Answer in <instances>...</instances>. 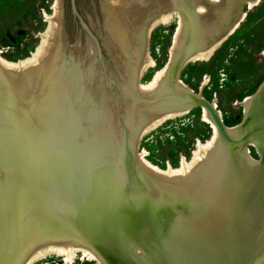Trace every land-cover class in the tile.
<instances>
[{"label": "rangeland", "instance_id": "rangeland-1", "mask_svg": "<svg viewBox=\"0 0 264 264\" xmlns=\"http://www.w3.org/2000/svg\"><path fill=\"white\" fill-rule=\"evenodd\" d=\"M54 2L55 0H0V57L4 61L16 63L31 57L41 43V34L47 29V17L53 13ZM236 3L239 4L238 1ZM103 5L104 0H60L62 38L66 42L67 55L70 59L78 55L71 51L78 39L81 42L80 52L91 46L94 50L93 65L103 80L102 83L112 76L119 77L118 61L105 41L110 40L114 44L129 42L126 35L124 37L118 33L119 27L115 24L106 29ZM178 5L185 10L189 19L199 16L192 5L187 6V0H178ZM236 23L234 32L221 43L209 60L189 62L178 72V77L194 91L208 77L209 84L202 95L207 101L216 99L218 109L229 127L241 122L244 115L241 102L254 94L264 81V0L242 2L234 17L219 29L217 37L223 36ZM176 26L177 19L173 18L168 25H160L152 30L149 52L155 66L142 74L139 78L141 84H149L169 61ZM117 35L121 37L120 41L115 37ZM189 35L190 32H186L174 61V71L194 46ZM117 44L119 47V43ZM121 52L123 63L128 66V69L121 72L125 74L129 70L134 76L138 65L136 51L129 48L125 54L123 50ZM64 75H68L66 78H71L76 83L77 75L72 67L66 68ZM4 79V73L0 71V83ZM110 88L109 94L113 100L125 104V112L121 116L127 114L130 133L136 132L145 118L149 117L148 113L141 117L142 120L136 117L135 111L143 102L154 104L145 111H154L166 108L172 98L179 99L178 96L170 95V90L166 88L150 92L146 101L134 93L133 86L127 88V91L122 89L123 95L116 81L110 83ZM6 92L2 93L0 89V115L5 117L0 118V264H12L13 256L18 252V243L29 234L33 236L45 228L77 238L70 225L72 212L87 224L88 213L92 212V224L97 225L101 219L100 214L105 213L108 224L118 229L111 241L114 244L111 251L114 264H162L161 260L156 259V254L159 259L163 257L170 261L169 259L174 258L175 249L188 252L189 235L195 236L193 241H196L198 253H201L196 255V261L192 264H237V260L222 253L230 249L233 242L224 240L217 233L222 222L227 224V232L242 229V237L235 244L239 250V264H257L264 257V219L255 227H250L239 223L231 210H218V206L222 207L232 193L228 192L237 176L241 179V184H244L241 190L244 193L260 181V164L250 162L243 153L246 146L254 160L261 159L255 147L249 144L254 142L261 145L260 134L252 124L246 131L250 132L249 135L246 132L240 133L243 137L247 135L244 142L229 144L222 140L215 154V158H220L214 171L218 175L217 183L201 178L198 183L190 182L187 186L163 184L144 174L135 165H132V171L126 172L120 155L124 151L123 129L116 117L117 111L110 103L111 96L110 99L104 98L106 104H109L106 116L104 115L109 128L108 155L104 154L103 147L99 148V142L96 144L98 124L93 121L94 118L91 120L85 114L81 115L83 126L80 131L85 133L89 143H83L82 153L76 127L67 118L66 105L63 112L67 124L62 128L64 132L67 130L71 132L69 135L72 134L74 158L63 164L56 158L53 167H49L44 158L16 157L24 144L15 120L20 114L14 107L9 108L11 103ZM76 99L79 109L85 111L87 106L91 107L84 103L81 96ZM62 100H65L64 97ZM200 116L201 109L196 105L188 115L169 120L146 133L140 140L139 147L149 154L147 158L155 166L162 169L168 166L178 168L181 157L186 160L192 158L197 141L204 143L211 137V130L201 122ZM55 121L54 116L53 124ZM69 135L67 134L68 137ZM222 182L226 184L223 185ZM94 192L96 194L92 196ZM139 194H148L146 200L136 202L128 199L137 198ZM122 201L126 205H121ZM252 213L256 214V211L252 210ZM130 225L132 227L126 229L121 227ZM137 233H141L143 239L141 244L135 245L132 238ZM206 233L207 236H213L208 241L205 240ZM235 238L236 235L231 234V239ZM137 247L144 251L142 258L134 253ZM36 264L68 263L62 257L52 255ZM72 264L94 263L77 258Z\"/></svg>", "mask_w": 264, "mask_h": 264}, {"label": "bare ground", "instance_id": "bare-ground-1", "mask_svg": "<svg viewBox=\"0 0 264 264\" xmlns=\"http://www.w3.org/2000/svg\"><path fill=\"white\" fill-rule=\"evenodd\" d=\"M236 1H240L239 4ZM246 1L190 0L188 3L187 0V6L192 5L196 12H199V16L189 19L185 14V10L178 5V0H104L103 9L106 29L109 26L111 28L115 24L119 27V30L117 29L118 33L122 34V36L126 35V39L129 42L122 43L119 35L115 36L120 41L117 42L119 47L117 43H111L110 40L105 41L106 46L118 61L119 77L112 76L109 80L104 79V83H102L103 80L93 65L94 50L91 46L80 52L81 42L78 39L71 51L80 55L72 59L67 55L66 42L62 38L60 0H55L53 13L47 17V29L41 34V43L31 57L16 63L6 62L0 57V71L5 76V81L0 83V89L2 93L7 91L6 95L9 103H11L9 108L14 107L20 114L16 116L15 120H17L24 144L23 149L16 157L44 158L49 167H53L56 158L60 164L74 158L71 145L72 134L69 135L71 132L66 130L68 137L64 132V128H62L67 124L63 112V108L66 105L67 118L71 119L74 128L76 127L75 131L82 153L83 143L85 141L87 144L89 143L85 133L80 131L81 126H83L81 115L84 116L85 114L91 120L94 118L93 121L98 124L99 131L95 132L96 144L99 142V148L103 147L104 154L108 155L109 128L104 118L109 109L107 108L109 104H106L104 98L111 96L109 94L110 83L116 81L120 85V89H118L122 92V95V89L126 90L133 86L134 93L145 101L150 92L165 90V88L170 90V95L179 97V99L172 98L164 109L161 108L154 111L149 109L145 111L147 107L154 106V104L151 105V102H143L136 109L135 114L138 119L142 120V116L146 113H148L149 117L145 118L146 120L139 126L136 133L131 134L130 137V142H133L131 143V153L134 165L150 178L163 184L187 186L190 182L198 183L201 178L217 183L218 175L214 171L215 165L220 158L219 160L215 158V154L223 140L222 132L226 133L230 143L239 142L243 136L237 131L238 124L232 127L226 125L222 113L216 104V99L207 101L203 97L202 93L209 84L208 77L199 85L198 90L194 91L192 87L178 77V72L182 66L189 62L207 61L211 58L221 43L234 32L237 23L218 38L219 29L224 27L234 17L241 3ZM173 18L177 19V26L172 36L169 61L161 71L156 73L149 84L143 85L139 82V78L145 71L155 66L149 52L150 34L157 26L168 25ZM188 31L194 46L178 69L174 71L175 58L178 56L179 49ZM129 48L136 51L138 56V65L135 68L134 76L129 70V73L128 71L125 74L121 72L128 69V66L123 63L121 51L123 50L125 54ZM68 67H72L73 72L77 75L76 83L71 78H66L68 75H64V70L68 69ZM120 91L118 92L120 93ZM77 96L78 98L81 96L84 99V103L91 105V107L87 106L85 111L84 109H79L75 103ZM62 97H64V101ZM253 98L254 94L241 102V105L246 118H248L247 113L251 112V116L259 123V126L262 125V130L259 132L261 145L258 146L254 142L249 144L255 147L263 160V168H261L260 172V181L246 193L244 191L241 192L239 186H241L242 181L239 176L236 177L235 184H231V186L227 184L230 186V192H234L233 195H237L234 198V203L232 201L228 203L230 197H227V201L224 203V210H231L235 219H238L239 214L243 215L241 212L249 214L252 210L258 209L264 213V89L257 99ZM111 99L110 103L114 105V109L117 111L116 117L124 130L126 126L129 127L127 114L126 116H121L125 112L123 108L125 104L122 105L121 102L113 100L112 96ZM195 104L201 109V122L205 123L211 130L210 139L204 143L197 141L192 158L186 160L181 157L180 165L176 169L170 166L162 169L152 164L147 158L149 154L139 147L142 137L169 120L188 115L196 106ZM54 116L56 117L55 124H53ZM0 118L5 117L0 115ZM243 153L250 162L260 164V161L254 160L249 155L250 151L246 146L243 148ZM222 183L223 185L226 184L225 182ZM185 190L190 193L187 189ZM147 195L139 194L137 198L128 197V199L141 202L146 200ZM91 214L92 212L88 213L89 217L86 220L89 221V224H87L85 221L80 220L75 212L71 213L70 225L77 238L58 230L53 231L49 227L39 231L37 234L34 233L33 236H29V234L27 241L30 246L22 253L17 264H36L52 255L62 257L68 264L74 263L77 258L93 262L94 264H106L105 260L99 256L97 250L86 242L87 238H89V227L93 226V220L91 221V216L93 215ZM252 215L254 214L252 213ZM260 216L261 214L258 215L259 222L264 218V215ZM229 226L228 228H230ZM127 227H131V225L123 226V229ZM218 227L217 233L219 236H223L224 240H233L231 239V234L232 236L235 234L238 238L241 237V228L232 230L233 233H231L229 230L227 232V224L225 222H222ZM190 230V234H192V227ZM203 231L205 233V228ZM193 237L195 236L189 235L188 237V252H183L180 248L173 251L172 248L175 255L174 258L169 259L170 261L163 257L159 259L160 257L157 254L156 259L161 260L162 264L194 263L196 255H201V253H198L199 246L196 241H193ZM205 237H207L205 240L208 241V238L211 239L213 236H207L206 233ZM142 239L141 233L135 234L134 239L132 238L135 245L141 244ZM134 253L139 258L144 256V251L139 247L134 249ZM200 258L202 259L201 256ZM257 264H264V257Z\"/></svg>", "mask_w": 264, "mask_h": 264}, {"label": "water", "instance_id": "water-1", "mask_svg": "<svg viewBox=\"0 0 264 264\" xmlns=\"http://www.w3.org/2000/svg\"><path fill=\"white\" fill-rule=\"evenodd\" d=\"M263 89H264V81L259 86V88L256 90V92L254 93L253 99H257L259 97V95L261 94V92L263 91ZM247 115H248V118H246L243 115L241 122L238 124L239 125L237 128L238 133L246 132L248 130V127L250 126V124H252L254 126V130H256V132H260V130H262L261 129L262 125L259 126V123L254 120L253 116H251V112H248ZM134 133H136V132L131 131V133H130L127 126L124 128V130H122L124 151L120 155H121V158H122V161L124 164V168H125L126 172H128V173L130 171H132L131 168H132V165H134V161H133V157H132V153H131V143H133V142L132 141L130 142L131 134H134ZM248 133L250 134V132H248ZM222 137H223L224 141L228 142L229 144H233V143H230L228 141L225 132H222ZM246 138H247V135H245L242 138V140H240L239 142H244L246 140ZM239 142H237V143H239ZM230 148L231 147H229V149ZM260 166H261V168H263V160L262 159H260ZM240 185L241 186H239V187L242 190L244 184L243 185L240 184ZM221 192H222V190H221ZM228 193H230V191ZM95 194H96L95 192L92 193V196H95ZM233 194H234V192L229 194L230 199H229L228 203H230L231 201H232V203H234V198L236 197L237 194L236 195H233ZM121 205H126V204L122 201ZM219 209L224 210V204L222 205V207L218 206V210ZM256 210H255L256 214H254V215H252V212L249 214L241 212L243 215L239 214L237 220L239 221V223L242 222V223L248 224L249 226L255 227L260 220V219H258V215L259 214H261V216L264 215V213L261 210H258V209H256ZM103 215L105 217V213L100 214L101 219H100L99 225L94 223L93 226L90 228V230H89L90 233L88 232L89 238H87L86 242L90 243V245L95 250H97L99 256L105 260L106 264H114L112 261V255H111V251L114 248V244L111 241H112V238L117 234L116 231H118V229H116V227H113V225L108 224L106 217L103 218ZM234 218H235V216H234ZM219 226H220V224H219ZM121 227H123V226H121ZM114 230H116V231H114ZM240 234L242 237V233H240ZM241 237L238 238L236 236V238L232 240V241H234V240L235 241H234V244L232 242V244L230 245V249H228L227 251H222L223 254L228 255L232 260H237V264H239L240 260H238V255H237L239 250L236 248L235 244H238ZM220 242H222V240H220ZM29 246H30V243H28L27 238L22 239L21 242L18 243V246H17L18 252L13 256L12 264H17L22 253Z\"/></svg>", "mask_w": 264, "mask_h": 264}]
</instances>
